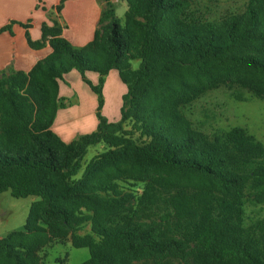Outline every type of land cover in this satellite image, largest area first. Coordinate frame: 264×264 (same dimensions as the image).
Returning <instances> with one entry per match:
<instances>
[{"label":"trees","instance_id":"trees-1","mask_svg":"<svg viewBox=\"0 0 264 264\" xmlns=\"http://www.w3.org/2000/svg\"><path fill=\"white\" fill-rule=\"evenodd\" d=\"M55 7L58 14L62 3ZM124 25L109 0L93 39L80 48L61 36L56 21L41 26L33 49L48 43L51 52L27 73L0 74V193L36 197L23 231L0 240V264H37L36 251L53 236L70 233L73 248H85L81 264H126L129 259L174 254L184 259L191 246L195 264H264V220L243 227V200L264 204V147L244 129L231 128L207 139L189 128L179 106L191 101L185 77L203 78L216 87L222 73L228 86L247 89L264 100V0H248L245 11L219 23L202 21L187 0H126ZM14 23V22H11ZM10 32V24L0 34ZM140 67L131 69V61ZM115 70L125 87L119 119L100 111L104 78ZM71 71L97 98V124L65 143L50 130L61 104L59 82ZM97 75L92 85L84 74ZM233 76V80L228 78ZM194 95V94H193ZM238 98H241L239 95ZM103 151L84 162L89 147ZM129 165L201 179L193 193L162 197L147 186L135 194V214L162 209L160 220L175 237L160 238L140 225L104 223L100 216L78 215L81 206H112L108 191L96 185L107 168ZM102 191L109 200L90 194ZM108 190V191H107ZM94 210V209H92ZM95 211V210H94ZM100 215V216H99ZM89 222L88 232L78 228Z\"/></svg>","mask_w":264,"mask_h":264},{"label":"rangeland","instance_id":"rangeland-1","mask_svg":"<svg viewBox=\"0 0 264 264\" xmlns=\"http://www.w3.org/2000/svg\"><path fill=\"white\" fill-rule=\"evenodd\" d=\"M189 2V11L195 14L202 21L219 23L229 15H239L245 11L248 0H187ZM101 8L104 7V0H97ZM114 11L117 23L124 25V15L127 10L126 0H109ZM95 6V16H96ZM51 19L56 21L57 14L53 12ZM59 24V23H58ZM67 35L73 33V27L61 25ZM100 28L98 25L95 29ZM81 41V38H79ZM131 69L140 67L139 60L131 61ZM8 74V73H5ZM86 80L92 85L97 84V75L92 72L84 74ZM216 87L195 94L196 90L202 86L209 85V82L203 78L185 77L183 82L184 93L189 94L191 101L179 106V110L189 124V128L203 134L207 139H212L214 134L227 131L231 128L244 129L256 141L264 147V100L256 98L247 89L238 86H228V81L218 83L224 80L223 74H217ZM104 78L101 94L103 105L100 111L107 121L114 122V119L106 117L109 110H115V98L112 97L113 81L111 78ZM229 80L234 77L230 76ZM116 82L119 80L115 78ZM230 85V84H229ZM105 88V89H104ZM194 94V95H193ZM241 98H238L237 96ZM90 98H93L91 108ZM57 104H61L56 115V121L63 123V120H79V117L92 116L94 121L96 117L97 98L89 87L83 83L80 75L71 71L63 76V81L59 82V93ZM108 106V107H105ZM60 112V113H58ZM54 119V122H55ZM86 119V118H85ZM68 121V120H67ZM53 125V124H52ZM50 130L53 132L52 126ZM54 133V132H53ZM80 134H75V137ZM103 151L102 145L89 147L84 162H88L94 155ZM264 161V159H263ZM202 181L198 177L189 176L181 178L172 173L160 170L135 169L129 165H121L117 168L105 169L96 179L95 184L103 187H114L115 193L108 191L112 198L116 200L113 206L116 208L109 210L108 205L89 207L81 206L77 212L78 215L94 216L95 212L101 214V220L107 225L116 227L123 225L128 221L131 224L140 225L152 229L160 238L176 237L172 231V223L165 224L160 220L162 209L151 207V211L135 214L137 206L135 204V194L141 189L149 186L156 194L167 197L177 191L193 193L203 189ZM90 194L99 196V202L109 200L102 191H91ZM36 197L13 198L9 192L0 193V240L4 239L12 232L23 231L24 225L32 203L37 202ZM94 209V210H92ZM258 220H264V204L257 205L245 199L243 200V227H253ZM39 226L46 231L47 242L39 248L35 257L37 264H81L89 257L88 250L85 248H73L71 244L70 233L62 237L53 236L48 231V225L39 222ZM78 228V233L83 234L89 231V222H83ZM126 264H195L194 252L191 246L186 247L184 259L174 254H165L163 256H148L140 259H129Z\"/></svg>","mask_w":264,"mask_h":264},{"label":"crops","instance_id":"crops-1","mask_svg":"<svg viewBox=\"0 0 264 264\" xmlns=\"http://www.w3.org/2000/svg\"><path fill=\"white\" fill-rule=\"evenodd\" d=\"M61 0H0V28L10 24V32L0 34V74L11 72L27 73L37 62L44 59L50 52L47 42L39 48L33 49L27 43L26 34L32 42H37L41 38V26H51V14L56 13L55 7ZM96 6V16L94 13ZM101 6L97 0H66L61 5V10L57 14L59 25H69L73 27V33L67 35L61 30V36L65 38L73 47L80 48L93 39L98 20L101 14ZM14 22V23H11ZM81 38V41L79 40ZM108 79L113 81L112 97L115 98V110H109L106 117L119 119V109L121 96L125 92V87L115 70L107 74ZM115 78L119 80L116 82ZM105 89V88H104ZM91 108L94 105L93 98H90ZM108 107V106H105ZM60 113V112H58ZM56 115H58L56 113ZM56 118V117H55ZM63 120V123L55 119L53 122V132L65 143L71 142L75 134L83 135L95 129L97 120L92 116L79 117V120ZM86 118V119H85Z\"/></svg>","mask_w":264,"mask_h":264}]
</instances>
